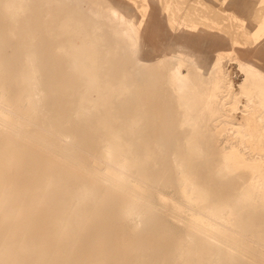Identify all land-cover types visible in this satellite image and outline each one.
Masks as SVG:
<instances>
[{
  "label": "bare ground",
  "instance_id": "1",
  "mask_svg": "<svg viewBox=\"0 0 264 264\" xmlns=\"http://www.w3.org/2000/svg\"><path fill=\"white\" fill-rule=\"evenodd\" d=\"M80 1L87 0H0V264H236L241 255L248 257L244 264H264V249L246 240L264 247V19L247 21L254 2L219 0L244 20L251 45L230 43L233 29L226 37L222 24L217 30L187 16L161 26L171 47L162 53L152 34L158 0H102L88 7L89 17H82ZM103 31L114 41L105 42ZM57 32L67 37L57 40ZM122 47L139 69L169 64L178 104L173 127L188 128L181 138L148 131V110L135 98L140 93L129 70L116 82L107 77L112 60L104 57ZM227 62L243 74L239 90ZM236 109L244 122L232 120ZM229 128L231 139L221 142ZM166 144L178 192L197 212L188 215L185 234L163 249L143 240L113 247L115 214L151 218L149 164L165 156ZM215 148L220 162L205 170L207 178L245 168L249 178L241 186L214 188L201 180L202 161ZM51 152L72 164L69 176Z\"/></svg>",
  "mask_w": 264,
  "mask_h": 264
},
{
  "label": "rangeland",
  "instance_id": "2",
  "mask_svg": "<svg viewBox=\"0 0 264 264\" xmlns=\"http://www.w3.org/2000/svg\"><path fill=\"white\" fill-rule=\"evenodd\" d=\"M101 1L102 0H87V1H80L81 3L78 2L77 7L79 10H81L82 17H89L90 13L88 11V7L91 5H95ZM183 1L180 0L179 2L178 0H166V1L158 0V4L159 2H161L159 6L157 7V9L161 10V17L156 18L157 20L155 21L156 23H154L155 28L152 34L155 36L156 43H158V46H159L158 50L160 52L167 53L171 50L167 33L164 32L163 29H161V26L164 24V22L171 23L174 21V19L183 20V19H186L187 16H188L187 18L188 20L196 19L197 20L196 22H200V24L207 25L209 28L210 26L211 28L216 27V29L218 30L222 26L220 28L221 30L219 29L220 30L219 32L220 34L226 37L230 33V31H232L233 29V31L230 33L231 36L229 35L227 37L230 43L234 44V42L236 43L238 42V43H243L245 45L252 44V34L247 28V25L244 22V20L241 18V16H237L235 13H233L234 11L232 9L223 8L224 6L219 0L217 1L216 0H195V1L194 0H183ZM185 1L187 3H185ZM130 2H135V4L138 3V1L136 0H130ZM252 2H254V7L257 8L255 9L253 7V10L256 12L253 13V10L249 12L246 19L249 23L257 24V23H260L264 19V11H262L264 10V0H252ZM69 3L76 4L74 1L69 2ZM185 4L186 5L188 4L187 8ZM208 4L211 6H208ZM195 7L200 10L195 9ZM201 7L204 10L206 9V7L207 8L209 7V8L206 9L205 11L207 12H205L201 9ZM212 7L214 10L212 9ZM215 11L216 12L218 11L219 13L217 12L216 15H213V13H216ZM179 12L182 15L179 16ZM167 13L170 14V16L172 14L173 15L170 17L168 16ZM184 13L186 14L183 15ZM190 13H191V16H190ZM209 14H211L210 15L211 17L209 16ZM255 14H256V17H255ZM259 14L261 15L259 16ZM212 16L213 17L217 16V17L213 18ZM257 17H259V19ZM225 22H228V25L230 27L226 25ZM53 25L57 28V21H55ZM242 26L244 28H242ZM225 27L230 29L229 32H227L228 29H226ZM36 28L37 29L35 31V34L38 37H40L42 34L39 33L38 31L39 27H36ZM224 29H225V32H224ZM235 31L236 32L240 31L239 33L242 32L244 34L242 33L238 34V32L235 34L234 33ZM103 34L106 37L105 42L114 41V35L111 32L103 31ZM56 36H58L57 40L58 39L64 40L67 37V34L66 33L58 34L57 32ZM235 36H238V38L237 37L234 38ZM244 36L245 37L248 36L246 37V39L250 37L251 40L250 38L248 40L246 39L243 40ZM57 40L54 39L53 43H56ZM238 40H240L241 42H239ZM51 51L55 56L57 55L56 49H53ZM104 58L112 60V62L108 64L110 69L107 74V77L111 79L112 82H116V78L122 75L124 69L129 70L132 73V76L135 77V80H134V84L136 86L135 91L140 93L139 96H136L135 98H139L141 102L145 104V108L148 110V115H147L148 120L147 121H150L152 123V125L149 127L150 129L148 130L149 132L152 131L156 134L158 133L163 134L165 139L181 138L186 132H188L187 127H184L183 129H180V130L175 129L173 127V123H174L173 119L176 116H178V111H177L178 104L176 102V97L173 95L170 82L167 78L169 64L167 63L166 60H162L159 63L153 64V65H143L141 66V69H139L140 66L135 63L134 56L125 47L118 48L117 53L115 55L110 53V54H107ZM226 66L230 70V74L233 78L235 90H239L238 84L242 80L243 74H241L237 64L227 62ZM66 82H68L69 84L72 83L71 80H68ZM126 98L129 99L130 97L127 95ZM242 101L243 102L245 101V97H242ZM240 105H242V102ZM228 107L229 106L227 105V108ZM229 114L232 115V120L235 121L236 123L245 121L241 109L229 111ZM212 127L213 129L211 130V132H216L217 130L215 128V123H212ZM230 131H231L230 128L222 131L220 138H219L221 142L227 140L228 138L231 139L232 136L230 135ZM1 136H2V132H0V137ZM57 140L62 143L68 141L67 138L63 136H57ZM161 151L162 150H160V152ZM164 152H165L164 157H160V158L158 156L156 157L157 158L156 161L158 160L157 161L158 163H155V159H154L149 164L150 169H152L151 172L154 174V177H153L154 181L152 182V184L146 185L147 191L150 195V203L152 207L151 212H150L151 218L149 220H146L136 215L130 218H125L120 214H115L112 217V221L110 224V230H109L110 232L109 240L111 241L113 247L115 248L130 247V246L138 244L141 240H143V242L145 243H152V244L154 243L157 245L159 249H163L164 247H167L170 242H172L173 240L179 239L181 236L185 234L186 229H187L188 217L190 216L191 213L197 212V207L189 203L187 200H185L178 192V187L174 179V171L168 160L169 159L168 155L170 152V148L168 144L164 146ZM25 153L29 157L34 155L33 150L31 149V146H28L26 148ZM212 155L213 156L211 159L207 161H202L203 174H202L201 180L205 181L208 186L217 188L221 185L224 186L229 183L231 184V187H238V186H241L245 182V180H248L249 170L245 168H241L238 171L239 175H235L231 177H221V178H207L205 170L208 168H213L220 162V154L216 148L214 152L212 153ZM50 156L57 163V167L63 169V173L66 176H69L71 174V172L73 171L72 164L69 163L66 159H64V157L61 154L51 152ZM101 165L102 167L105 168L107 167L108 164L105 161H102ZM85 175H86V183H90L92 180L91 171L89 170L85 171ZM16 204L19 205L20 201H17ZM87 209H88V206H87ZM151 221L154 222L153 226H151L150 224ZM33 226H35V223H33L31 227ZM246 240L249 243L256 245L257 248L264 249L263 246L257 245L254 238L247 237ZM246 261H248V257L246 255H241L240 262L236 264H244V262Z\"/></svg>",
  "mask_w": 264,
  "mask_h": 264
}]
</instances>
